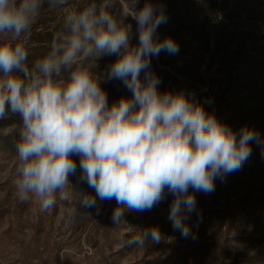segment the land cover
<instances>
[{
	"label": "clouds",
	"instance_id": "clouds-1",
	"mask_svg": "<svg viewBox=\"0 0 264 264\" xmlns=\"http://www.w3.org/2000/svg\"><path fill=\"white\" fill-rule=\"evenodd\" d=\"M112 0H91L69 11L48 51L29 63L32 26L45 0H0V120L18 115L14 187L21 202L35 201L47 212L58 195L86 183L95 195L80 191L85 208L116 201L112 221L125 212L151 211L172 196L169 221L184 238L192 236L187 220L197 212L196 192L210 194L215 181L240 170L259 139L244 127L237 133L206 111L194 94L159 90L151 58L175 55L179 45L160 39L167 23L164 8L145 0L132 14L138 43L126 16H114ZM64 8L69 0H47ZM116 56L106 73L86 63ZM143 74V76H142ZM121 81L131 93L109 103L102 82ZM161 242L158 227L128 241L144 246Z\"/></svg>",
	"mask_w": 264,
	"mask_h": 264
},
{
	"label": "rangeland",
	"instance_id": "rangeland-1",
	"mask_svg": "<svg viewBox=\"0 0 264 264\" xmlns=\"http://www.w3.org/2000/svg\"><path fill=\"white\" fill-rule=\"evenodd\" d=\"M202 1L181 0L173 12L162 5L167 23L158 27L157 36L171 37L179 52L151 58V70L161 80L159 90L194 94L206 111L237 133L247 127L259 139L251 142L252 154L240 170L215 181L214 192L195 193L199 215L187 220L195 238L173 230L168 218L171 195L151 211H126L118 225L111 218L115 200L97 198L99 211L83 207L80 191L95 192L77 183L78 156L77 174L70 176L74 188L58 195L53 209L43 212L35 201L21 202L14 187V145L21 121L9 114L0 120V264H264V0ZM88 2L69 0L67 7L52 8L45 0L31 29L30 64L48 51L65 15ZM144 3L139 0L136 8ZM212 4L214 13L208 9ZM108 10L126 16L132 43H138L134 0H112ZM115 59L103 56L86 63L99 75ZM101 87L110 104L131 95L118 80ZM153 226L159 228L160 243H128Z\"/></svg>",
	"mask_w": 264,
	"mask_h": 264
},
{
	"label": "trees",
	"instance_id": "trees-1",
	"mask_svg": "<svg viewBox=\"0 0 264 264\" xmlns=\"http://www.w3.org/2000/svg\"><path fill=\"white\" fill-rule=\"evenodd\" d=\"M149 1H152V2H154L155 4H158V5H160V6L165 5V6H166L165 9H166L168 12L176 11V10H178V9L181 7V0H149ZM209 1H210V0H203L202 3L207 5V3H210ZM208 6H209L208 9L211 10L212 13H214V9H215V6H216V5H215V4H212V5H208ZM218 15H220V13L217 14V16H218ZM216 44H217V46H220V39L217 40ZM209 50H210V47H209ZM239 54H240V53H239V51L237 50V52H236V54H235L236 58H238V55H239Z\"/></svg>",
	"mask_w": 264,
	"mask_h": 264
}]
</instances>
